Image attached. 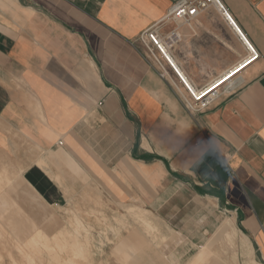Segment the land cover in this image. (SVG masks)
<instances>
[{"label":"crops","instance_id":"0c3cea01","mask_svg":"<svg viewBox=\"0 0 264 264\" xmlns=\"http://www.w3.org/2000/svg\"><path fill=\"white\" fill-rule=\"evenodd\" d=\"M176 1L0 0V155L51 206L89 178L150 209L212 197L264 261V0H222L261 55L196 115L136 38L154 27L198 87L248 52L214 7L166 19Z\"/></svg>","mask_w":264,"mask_h":264},{"label":"rangeland","instance_id":"374dc122","mask_svg":"<svg viewBox=\"0 0 264 264\" xmlns=\"http://www.w3.org/2000/svg\"><path fill=\"white\" fill-rule=\"evenodd\" d=\"M0 167L11 178L2 189L11 202L0 208V230H5L0 232V264H200L198 256L215 264H245L247 241L252 247L247 255L264 264L230 211L204 194H186L185 201L178 196L169 207L150 209L108 199V192L89 178L60 206H51L24 183L23 169L10 155H0ZM20 218L32 234L18 231ZM227 221L237 228L231 240L223 230Z\"/></svg>","mask_w":264,"mask_h":264},{"label":"built area","instance_id":"2783aa9c","mask_svg":"<svg viewBox=\"0 0 264 264\" xmlns=\"http://www.w3.org/2000/svg\"><path fill=\"white\" fill-rule=\"evenodd\" d=\"M211 7L219 10L224 18L230 23V25L236 29L248 52L247 57L243 60V62L235 66V69L222 79L214 80L213 82L202 87H198L192 83L175 64L172 57H170L168 53L167 42H165L163 38L160 37L159 33L154 27H151L141 33L135 40V43H137L138 47L142 50V53L147 61L158 69L161 77L168 78V68L173 71L177 79L176 81L172 80L171 82L173 91L186 110L192 115H196L197 113L205 111L210 106L212 101L218 97L220 89L226 85H229L240 73L235 75L232 79L222 84L214 91H211L214 87H216L223 80L228 78L231 74L249 62L255 59L258 60L261 55L258 49L249 41L247 36L238 28L234 19L232 18L229 8L223 3L222 0H178L172 6L166 19L171 18L178 21H190L197 17L202 11H205ZM171 35L173 38L176 36L175 32H172Z\"/></svg>","mask_w":264,"mask_h":264},{"label":"bare ground","instance_id":"6f19581e","mask_svg":"<svg viewBox=\"0 0 264 264\" xmlns=\"http://www.w3.org/2000/svg\"><path fill=\"white\" fill-rule=\"evenodd\" d=\"M256 60V59H255ZM255 60H253V61H251V62H249L248 64H246L245 66H243L242 68H240L239 70H237L236 72H234L233 74H231L228 78H226L225 80H223L220 84H218L216 87H214L211 91H214L215 89H217L218 87H220L222 84H224V83H226L227 81H229L230 79H232L235 75H237L238 73H240L241 71H243L246 67H248L249 65H251ZM234 70V69H233ZM232 72V71H231ZM21 175H22V172H21ZM10 174H9V172H8V169L6 168V167H0V193H2V194H0V204H2V206L0 207V208H5V207H7V205H9L10 204V198H9V196H8V194L7 193H5V194H3V191H2V189L9 183V181H10ZM22 179H23V181H24V183L27 185V186H29V184L26 182V180L23 178V176H22ZM2 191V192H1ZM36 194V196L37 197H39L40 199H42L40 196H39V194H37V193H35ZM135 214H138L137 212H135ZM18 215H20V214H18ZM16 224H18V225H16V226H18V228H19V225L21 226L20 227V229H18V231H21V232H23V231H27L28 230V223L26 222V221H24V219H19V220H17V223ZM233 229H237L236 227H235V225L233 224V222L232 221H227V223H225V225H224V227H223V230H224V233L226 234V236L227 237H229V239L231 240L232 238H233V236H232V230ZM3 231H5V230H3V229H1L0 230V232H3ZM30 233L33 231V230H28ZM29 233V234H30ZM32 234V233H31ZM34 235H41V233L40 232H36ZM34 235H33V237L32 238H35L34 237ZM243 235V234H242ZM64 239V238H63ZM65 240V239H64ZM63 240V241H64ZM248 240V239H247ZM246 240V241H247ZM60 241V240H59ZM61 241H62V239H61ZM32 242H34L33 244H34V246H37L38 248H39V244L40 243H36V241L34 240V239H32ZM60 243V242H59ZM43 246V245H42ZM45 247H48L47 246V243L44 245ZM59 247V249L62 251H64V249L66 248L65 247V245L64 244H61V245H58ZM246 247H247V251H246V253L247 254H251L252 253V247H251V244L249 243V241H247L246 242V245H245ZM75 248V247H74ZM79 247H78V245H76V249H78ZM246 254V258L244 259V262H245V264H261V263H259V262H257V261H255L254 259H253V255L251 256H248ZM197 260L200 262V264H215L212 260H210L209 258H205V257H203V256H198L197 257ZM60 264H62V262H59Z\"/></svg>","mask_w":264,"mask_h":264}]
</instances>
